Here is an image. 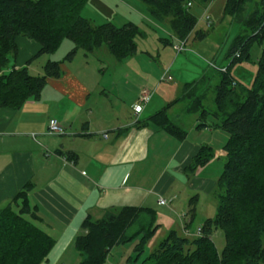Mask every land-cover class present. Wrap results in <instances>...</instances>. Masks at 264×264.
<instances>
[{
	"label": "trees",
	"instance_id": "obj_1",
	"mask_svg": "<svg viewBox=\"0 0 264 264\" xmlns=\"http://www.w3.org/2000/svg\"><path fill=\"white\" fill-rule=\"evenodd\" d=\"M87 1L0 0V107L19 109L27 99H38L47 78L62 72L56 60H48L40 75L31 74L27 66L5 72L10 60L17 56L20 36L38 42L39 54L54 53L69 39L73 47L66 54L68 59L78 49L92 53L104 44L119 61L136 53V38L141 34L138 25L95 24L82 15ZM140 1L152 19L167 23L172 35L186 42L197 23L192 6L199 3L206 8L212 0ZM249 1H225L224 15L241 24L226 55L228 63L212 74L205 72L197 80L184 83L173 102L140 122V126L150 123L182 140L187 130L168 111L174 104L189 100L186 111L197 115V129H221L228 134L223 147L226 161L215 190V215L206 218L195 235L170 230L140 264H264V0L247 11ZM255 42L261 45V53L255 77L248 86L234 77L231 68L237 62L251 61ZM208 88L214 92L212 109L204 103ZM213 156L210 146L201 147L185 166V172L193 174ZM31 187V183L26 184L0 207V264H42L56 243L36 223L39 216L29 199ZM189 203L187 213L193 221L197 195ZM158 226L155 209L146 206L110 208L98 219L87 216L74 238L81 255L78 264H104L114 246L134 241L137 261ZM219 230L225 239L221 251L214 239Z\"/></svg>",
	"mask_w": 264,
	"mask_h": 264
},
{
	"label": "crops",
	"instance_id": "obj_2",
	"mask_svg": "<svg viewBox=\"0 0 264 264\" xmlns=\"http://www.w3.org/2000/svg\"><path fill=\"white\" fill-rule=\"evenodd\" d=\"M112 1L123 7L124 12L102 14V11L96 10L98 0H90L88 14L96 12L104 22H113L110 20L118 18L122 23L117 25L113 22L117 26L134 22L141 31L140 36H146L147 30L154 31L164 47L160 49L156 45L161 58L162 52L168 51L167 45L176 50L177 38L171 31L164 33L158 28L161 22L151 18L142 2ZM87 16L84 15L96 21L91 15ZM66 41L54 53L39 54L41 45L38 42L20 36L17 39V56L4 69L8 72L13 67L27 66L31 74L40 75L48 60H56L60 61L62 72L57 77L47 78L38 99H27L19 109L0 107V207L26 184H32L29 199L31 205L36 206L39 216L36 223L56 239L42 264L79 262L81 257L75 252L74 238L82 221L87 216L98 219L107 209L114 207H161V213L165 212L168 216L165 224H160L165 228L164 233L177 226L168 214L171 211L184 218L181 220L182 234L195 235L203 221L216 213V205L213 203L207 208L202 202L203 197L198 194L194 217L199 214L200 220L196 227L192 224L186 227L189 222L185 221V211L190 208V194L204 185H213L203 175L210 161L193 174L186 173L185 166L205 145L210 146L214 153V146L208 142L210 138L199 141V133L211 137L215 134L202 131L212 132L215 129H197L196 114L189 127L175 121L187 130L182 140L153 124L140 126L142 120L167 105L166 102L161 107H150L152 98L140 114L135 113L133 107L141 92L152 87V82L134 83L133 88L134 84L131 87L130 80H126L125 87L116 89L121 83L115 78L104 82L106 60L98 57L96 50L85 53L78 49L73 58L68 59L66 54L73 43ZM102 46L99 48L103 49ZM105 49L108 50L107 47ZM176 53L178 55L179 52L176 50ZM137 57L148 60L152 52L147 47L139 50L137 42L136 53L126 59ZM173 59L177 60V57ZM174 60L165 67L160 61L163 70H171ZM131 67L130 71L138 73L139 68ZM52 117L63 125L64 134H49L48 121ZM194 133L196 136L191 140ZM151 157L156 164L148 162ZM195 176L199 180H194ZM178 185L185 192L180 196L174 192ZM161 197L167 200V205L158 203ZM218 236L215 232L214 239L217 240ZM132 257L130 255L129 259Z\"/></svg>",
	"mask_w": 264,
	"mask_h": 264
},
{
	"label": "rangeland",
	"instance_id": "obj_3",
	"mask_svg": "<svg viewBox=\"0 0 264 264\" xmlns=\"http://www.w3.org/2000/svg\"><path fill=\"white\" fill-rule=\"evenodd\" d=\"M89 1L90 0H88L86 3V8L84 13L82 12V15H91V17L96 19V21L93 20L94 23L104 22L96 12H91V14H88V9L90 8L89 6H91L88 4ZM225 1L226 0H212V4L207 5L206 8H204V6H201L199 3L192 6L191 10L197 17V23L191 33V37L186 41L185 49L182 52H179L178 55H176L177 53L175 49L173 50L170 46L167 45L166 49H168V51H165L164 53L162 52L163 55L161 58L157 52L156 45H158L160 49H164V47H162V43L158 39V36H155L154 31L151 30H147L148 34L146 36L139 35L136 38L139 50L147 47L152 52V57H149L148 60L144 57H137L136 59H126L125 61H118L113 55H110L108 50L106 51L105 47L107 46L105 44L104 46H102L103 49L98 48L95 51V54H97L98 57L104 58L106 60L105 65L107 66V70L105 72L104 82H111L112 79L115 78L118 83H121L116 87V89H120L121 86H126V80H130L131 87L134 83L142 84L147 83V81L149 80V83L152 82V87L148 89H150V91H153V95L151 97V99L153 98V100L150 104V107H155L156 105H158L157 107H161L166 102L167 104L173 102L180 95L182 85L184 83L197 80L204 72L212 74L214 70H217V68L225 66L228 63L226 55L230 49L232 41L241 30V24L234 17L224 15L223 8L225 5ZM258 1L259 0H250L246 4L247 11H252ZM96 10L98 12L102 11V14H105L107 12H124L123 7L117 5V2H113L112 0H98V8ZM110 21H113L117 25H121L122 23L119 22L118 18ZM157 26L164 33L170 32V27L167 23H161ZM197 33H202L203 35L198 36ZM66 42H71L72 44V41L69 39H67ZM260 53L261 45L258 42H255L251 48V61L243 60L242 62H237L232 66L231 73L237 80L248 86L252 84L258 68L257 61ZM174 57H177V60H174ZM172 60L174 61L171 70H163L160 61L164 63L163 67H165V65L168 66ZM210 63L213 65H211ZM130 67L133 69L139 68L138 73L130 71ZM42 72L43 70H41V73ZM168 76L171 77V80L167 79ZM216 81L217 76L213 80V83H215ZM133 88H135V84ZM208 89L209 90L206 92L207 98L205 99L204 103L208 109H212L214 107V92L212 88ZM188 103L189 100L180 102L172 107L169 111L170 117L174 121L184 123L185 127H189L193 122V118H195V114H189L185 112ZM202 132L215 134L210 137L208 135L204 136L205 134L203 133H199V141H203L205 137L210 138L208 142H210L211 145L214 146V156L210 161L205 173L203 174L205 175V177H207V181L212 182L213 185L212 187H210L209 184H207L204 185L201 189L197 188L196 191H194V193L190 195L192 197L194 195L200 194L205 200H203L202 202L207 206V208H209L213 203L217 207L215 190L217 180L222 173L226 161V154L223 147L228 139V134L221 129H215L212 132ZM195 136V133L192 134L190 139L194 140ZM148 162H152L153 164L157 163L153 160L152 157ZM196 179L199 180V177L195 176L194 180ZM174 192L177 196L185 193L183 188L179 185L176 186V190H174ZM160 208L161 207L155 208L156 219L157 223L159 224L157 231L155 232L153 237L146 243L144 251L140 253L137 261V252L133 251L134 242H129L126 244L116 245V247L110 251L108 258L104 264H140L141 261L150 254L151 250L158 244V242L163 239L168 233H164V226H160V224H165V221L168 219V216L165 212L164 214L161 213ZM181 213L182 212H179V214ZM168 214L171 217L172 221H176L177 226L174 229H176L178 233L182 235L183 228L181 225V220H184V218L178 217L174 212L171 211ZM185 214V221H192L191 216L189 213H187V211H185ZM199 220L200 216L199 214H197V216L193 218L192 227H196ZM217 232L219 236L217 240H215V243L217 249L221 251L225 245V239L223 233L220 230ZM75 252L79 254L78 251L75 250ZM130 255L133 256L131 259H129ZM79 256L81 255L79 254ZM78 263L79 262H76V264Z\"/></svg>",
	"mask_w": 264,
	"mask_h": 264
},
{
	"label": "built area",
	"instance_id": "obj_4",
	"mask_svg": "<svg viewBox=\"0 0 264 264\" xmlns=\"http://www.w3.org/2000/svg\"><path fill=\"white\" fill-rule=\"evenodd\" d=\"M208 19V17H207ZM177 45H176V50L177 52H182L185 49L186 42L181 41L177 39ZM167 79L171 80V77L168 76ZM153 95V91H150L149 89H144L141 92V95L137 101V103L134 105V111L136 114H140L142 110L144 109L145 105L149 102ZM48 132L49 134H64L65 133V128L63 125L58 121V119L52 117L48 121ZM106 135V134H105ZM158 203L160 205H167V200L161 197L158 200ZM197 232L200 233V228L197 229Z\"/></svg>",
	"mask_w": 264,
	"mask_h": 264
}]
</instances>
